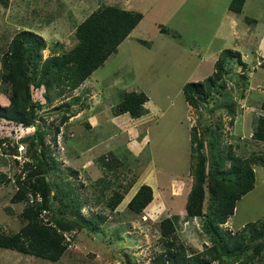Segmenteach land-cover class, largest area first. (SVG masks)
I'll list each match as a JSON object with an SVG mask.
<instances>
[{
    "label": "rangeland",
    "instance_id": "374dc122",
    "mask_svg": "<svg viewBox=\"0 0 264 264\" xmlns=\"http://www.w3.org/2000/svg\"><path fill=\"white\" fill-rule=\"evenodd\" d=\"M232 1L11 0L9 7L0 4L3 50L19 31L34 30L48 40L44 58L51 49L62 52L73 47L77 25L102 4L144 14L117 53L81 86L40 111L43 122L23 127L0 118V137L10 140L4 145H18L17 155L5 154L0 147V171L11 178L0 186V232H17L26 222L22 217L26 202H12L17 190L15 174L25 175V163L32 162L21 139L39 123L54 130L60 122L59 106H72L74 111L82 107V111L61 127L56 143L47 140L61 168L48 177L83 199L82 213L99 227L98 232L83 228L67 234L70 245L58 262L0 247L1 264H152L163 248L160 223L166 217L173 218L178 241L186 246L190 258H208L203 251L212 241L205 219L189 217L185 208L193 184L192 128L199 134L207 125L222 121L223 141L233 145L237 154L264 152V143L253 137L258 118L264 115V46L262 59L255 53L264 36V0H246L241 13L230 11ZM246 27L257 37L245 38ZM227 48L242 53L252 76L243 78V65L229 59L231 70L222 92L215 90L214 100L200 107L189 105L183 86L211 76L219 54ZM2 71L0 60V102L5 105L10 87L2 81ZM132 90L148 95L147 112L140 118L129 113L115 116L124 91ZM42 93L38 89L35 95L42 97ZM229 93L234 98H226ZM225 98L237 101L233 125L228 108L220 106ZM104 160H118L121 165L112 170ZM255 171L254 189L238 201L234 215L221 225L224 230L235 232L264 215V166L256 165ZM142 184L153 187L154 199L136 214L128 202ZM115 191H123L125 198L112 210L108 200ZM208 202L209 194L206 211ZM253 264H264V254Z\"/></svg>",
    "mask_w": 264,
    "mask_h": 264
},
{
    "label": "trees",
    "instance_id": "16d2710c",
    "mask_svg": "<svg viewBox=\"0 0 264 264\" xmlns=\"http://www.w3.org/2000/svg\"><path fill=\"white\" fill-rule=\"evenodd\" d=\"M244 2L233 0L230 9L241 13ZM0 4L9 7L10 0H0ZM143 17L140 11L124 9L116 4H102L77 26V43L73 47L62 52L51 49V54L46 58L43 52L49 48L48 40L32 30L23 29L15 34L6 50L0 44L2 81L10 87L9 104L0 102V118L23 127L43 122L45 117L40 111L81 86L112 54L118 52L121 43ZM229 59H237L246 72L247 66L240 51L230 48L222 50L211 76L204 81L187 82L183 86V93L190 105L200 107L207 100H214L215 90L222 92L224 78L231 70ZM246 73L242 77L249 80ZM38 89H43L42 97H36ZM230 96L233 97V94L229 93L226 98ZM226 98L220 106L228 108L233 125L237 101ZM148 100L144 91H124L114 114L129 113L133 118H139L147 112L145 104ZM262 106L264 108V103ZM80 109L74 111L72 106H59L56 110L61 112L60 122L54 130L48 131L39 123L33 133L21 139V143L27 144L32 162L25 163V175L15 174L17 190L12 202H26L22 211L26 222L17 232H0V247L58 262L70 245L67 234L83 228L98 232L99 227L97 229L93 219L82 213L85 201L79 196L75 198L71 191L61 189L60 183L48 177V174L61 168L47 140L50 138L56 143L61 127L81 112L82 107ZM223 132L222 121L207 125L199 134L196 127L191 130L194 180L186 211L191 218L202 216L205 219L204 227L212 241V245L203 251L208 258H190L186 246L178 241L173 218L166 217L160 223L163 248L153 258L152 264H211L214 261L218 264H253L263 258L264 215L235 232L226 231L221 225L234 215L238 201L254 189L255 166H264V152L252 151L248 156L239 155L233 145L224 143ZM253 137L264 142V116L258 118ZM7 141L10 142L9 138L0 137L2 151L17 155L18 145L5 146ZM104 161L105 166L112 170L121 165L118 160ZM117 162L120 164L116 165ZM73 173L77 174V171ZM10 181L8 174L0 171V186ZM67 182L72 184L71 181ZM124 198L123 191H115L108 205L115 210ZM153 199V187L142 184L128 207L140 214ZM127 264L141 263L129 261Z\"/></svg>",
    "mask_w": 264,
    "mask_h": 264
},
{
    "label": "crops",
    "instance_id": "0c3cea01",
    "mask_svg": "<svg viewBox=\"0 0 264 264\" xmlns=\"http://www.w3.org/2000/svg\"><path fill=\"white\" fill-rule=\"evenodd\" d=\"M245 4H246V0H245V2H244V4H243V9H244V6H245ZM243 9H242V11H243ZM230 11L231 12H233V13H237V12H234L233 10H231L230 9ZM236 15V14H235ZM234 20V22H233V25H234V27H238L239 26V22L236 20V19H233ZM235 21H237V24H236V22ZM247 29V32H242V35L245 37V38H249V37H257V34L256 33H254V31L251 29V28H246ZM263 46H264V36H263V38H262V41L259 43V45L257 46V49H256V51L258 52V51H260V49H262L263 48ZM264 143V142H263ZM257 179H258V175H257V172H256V182H257Z\"/></svg>",
    "mask_w": 264,
    "mask_h": 264
},
{
    "label": "clouds",
    "instance_id": "9594fccd",
    "mask_svg": "<svg viewBox=\"0 0 264 264\" xmlns=\"http://www.w3.org/2000/svg\"><path fill=\"white\" fill-rule=\"evenodd\" d=\"M10 3H11V0H10ZM9 6H10V5H9ZM125 9H126V8H125ZM128 10H131V9H128ZM51 12L53 13V11H51ZM234 12H235V11H234ZM53 19H54V18L51 17V20H53ZM83 21H84V20H83ZM81 22H82V21H81ZM81 22H80V23H81ZM80 23H79V24H80ZM79 24H78V25H79ZM78 25H77V26H78ZM246 28H247V27H246ZM76 29H77V27H76ZM251 29H252V28H251ZM32 31H34V30H32ZM35 32H36V31H35ZM39 34H40V33H39ZM41 35H42V34H41ZM43 36H44V35H43ZM256 49H257V47H256ZM256 52H257V51L255 50V53H256ZM50 54H51V53H50ZM50 54H49V55H50ZM257 54H258V56L261 57L260 59H262L263 56L261 55V49H260V51L257 52ZM49 55H48V56H49ZM239 64H240V63H239ZM240 65H241V64H240ZM241 66H242V65H241ZM246 72H247V68H246ZM247 74H248V72H247ZM248 76H249V79H250V77H251L252 75H248ZM191 82H193V81H191ZM187 102H188V101H187ZM188 104H189V102H188ZM189 105H190V104H189ZM242 107H243V106H242ZM262 116H264V115H262ZM139 118H140V117H139ZM5 173H6V172H5ZM8 176H9V175H8ZM193 180H194V176H193ZM192 185H193V184H192ZM139 188H140V187H139ZM191 188H192V187H191ZM137 191H138V190H137ZM137 191H136V192H137ZM154 193H155V192H154ZM134 195H135V194H134ZM134 195H133V196H134ZM133 196H132V197H133ZM131 199H132V198H131ZM131 199H130V200H131ZM121 203H122V202H121ZM128 203H129V202H128ZM150 204H151V203H150ZM150 204H149V205H150ZM149 205H148V206H149ZM148 206H147V207H148ZM147 207H146V208H147ZM185 208H186V206H185ZM186 213H187V211H186Z\"/></svg>",
    "mask_w": 264,
    "mask_h": 264
}]
</instances>
